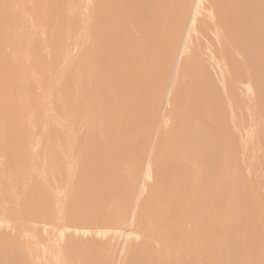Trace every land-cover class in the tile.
<instances>
[{
	"label": "bare ground",
	"instance_id": "bare-ground-1",
	"mask_svg": "<svg viewBox=\"0 0 264 264\" xmlns=\"http://www.w3.org/2000/svg\"><path fill=\"white\" fill-rule=\"evenodd\" d=\"M0 264H264V0H0Z\"/></svg>",
	"mask_w": 264,
	"mask_h": 264
},
{
	"label": "rangeland",
	"instance_id": "rangeland-1",
	"mask_svg": "<svg viewBox=\"0 0 264 264\" xmlns=\"http://www.w3.org/2000/svg\"><path fill=\"white\" fill-rule=\"evenodd\" d=\"M260 178H263V177H262V176H259V179H260ZM262 180H263V179H262Z\"/></svg>",
	"mask_w": 264,
	"mask_h": 264
}]
</instances>
